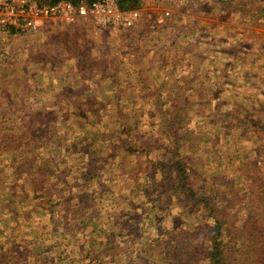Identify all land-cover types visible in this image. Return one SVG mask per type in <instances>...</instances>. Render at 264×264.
Listing matches in <instances>:
<instances>
[{"label": "rangeland", "instance_id": "1", "mask_svg": "<svg viewBox=\"0 0 264 264\" xmlns=\"http://www.w3.org/2000/svg\"><path fill=\"white\" fill-rule=\"evenodd\" d=\"M251 1L253 11L264 8L263 0ZM133 10L141 16L130 28H101L91 18L73 25L48 20L33 34L4 36L1 139L5 127L20 121L17 109L40 111L37 124L32 122L41 137L30 136L29 148L47 159L50 170L64 168L66 173L60 178L52 172L49 181L62 185L67 178L74 191L75 180L79 188L86 183L95 193L105 191L93 206L100 225L118 235L126 255L151 251L144 264H172L171 246L179 233L172 238L161 234L162 228L174 233L187 228L198 235L203 261L212 247L209 233L197 234L203 232V221L192 206L179 205L165 194L160 200L162 214L156 208L149 212L150 191L142 185L139 196L131 178L126 179V169L141 167L139 179L144 181L150 158L169 160L179 149L196 190L215 195L216 202L226 206L234 228L224 234L222 245L230 251L231 264H264V247L245 250L250 238L264 236V223L258 222L260 215L248 195L250 183L257 186L258 180L264 181L263 139H258L264 123V14L247 23L239 11H224L220 0H146ZM53 30L58 34H51ZM80 41L84 50L78 59L74 46ZM95 70L98 73L88 79ZM171 95L185 113L184 123L175 130L168 128ZM128 127L135 138L132 143L113 146L112 142L123 141ZM149 143L155 147L147 153ZM60 153L66 157L62 167L52 163ZM17 163L12 153L0 154V194L11 192L8 174ZM39 208L38 236H32L33 230L21 235L25 243L37 240L43 246L52 241L51 225L44 221L52 207ZM1 218L8 234L12 219L0 207ZM74 231L65 251L86 250V240L80 243Z\"/></svg>", "mask_w": 264, "mask_h": 264}, {"label": "trees", "instance_id": "2", "mask_svg": "<svg viewBox=\"0 0 264 264\" xmlns=\"http://www.w3.org/2000/svg\"><path fill=\"white\" fill-rule=\"evenodd\" d=\"M49 1L55 2L58 0ZM71 1L78 4L80 0ZM88 1L91 2L94 0ZM145 1L118 0L120 8L123 10L142 8ZM220 2L223 3L224 11L231 14L239 11L244 15L246 22L256 20L264 14V8L260 9L261 11L258 9L255 11L252 10L251 5L253 2L251 0H220ZM74 49L77 51L74 55L75 58L80 59V53L84 50L83 47L76 45ZM173 96H170L174 101L171 105V116L168 121V128L170 130H175L183 124L185 117V113L182 112L183 107L181 102H175L176 97ZM163 103L160 104L162 105ZM38 113L41 112L27 109L26 107L17 109V119L20 121H16V123L11 124L9 127H3L4 138L1 139L0 137V154L12 153L17 158L18 163L20 162L19 165L17 163L18 170H14L17 165H12L14 171L11 168L8 174L10 180H12L10 182L11 192L8 195H5V193L0 194V207L4 208L5 214L10 216L13 223L8 231L9 233L6 234L7 230L6 226H3V218L0 219V264L147 263V255H150L151 251H146L145 253L133 251L126 255L124 251L120 250L117 239L118 235L112 231L109 232L108 228H102L100 225L99 215H95L96 210L94 211L93 206H97V200L101 198V194L103 196L105 195V191L100 189V193H95L94 188L86 187L85 180L83 182L85 185L82 184L85 187L80 188L78 181L75 180V185L77 186L75 191L72 188L73 184L69 183L67 178L65 184H70L68 187L65 186L63 181L62 185L49 181L48 177L52 172H56L60 178H65L66 173L64 168L61 171L50 170L46 163L47 159L39 155L36 149L31 150L29 148L32 145V138L30 136L34 138L41 137L37 135L38 131H36L37 128L34 125V123L37 124L36 116ZM234 118H236V115H234ZM98 119L101 121L100 116H98ZM259 130L261 134H259L258 139H263L262 146L264 147V123L260 124ZM123 138L120 144L112 142L113 146H127L132 143L135 138H133L130 128L124 134ZM75 147H80V145H75ZM153 147L155 145L149 143L146 148L147 153H150L151 150L149 148ZM178 150L169 160L158 161L156 158H150V163L144 169L148 173L144 181L139 179V173L143 172L141 167L134 171L132 169H126V179L131 178L133 186L137 189V192H135L137 195L141 196L142 191L140 188L142 185H145L146 189L150 191L146 195V198L149 197V203L146 205V210L149 212L152 208H156L158 209L156 211L162 214L164 208L160 204V200L165 194L175 197L179 205L192 206L194 212L195 210L199 212L198 214L203 221L204 229L202 233L197 234L201 235L205 231L209 233V242L212 246H210L211 248L204 258L206 261L200 259L199 251L202 248L199 240L195 237L198 235H194L191 231L188 233L187 228H180L175 233L168 228H162L161 234L166 233L172 238L179 233L174 238V243L171 246L173 253L169 259L172 264H231L232 258L229 257L230 251H226L222 245L224 234L229 235L234 228L232 222L228 220V215L224 211L226 206L217 203V197L215 195L210 193L201 194L196 190L197 185L190 178V173L187 168V159L180 156ZM62 158L66 157L61 153L57 154L53 156L52 163L62 167ZM36 160L40 161L37 163ZM146 160H149V155H147ZM247 172L250 175L249 171ZM56 181L59 182L60 179L57 178ZM249 181L255 182L252 180ZM90 182L93 184L92 181ZM257 182V186H253L252 183L249 184L248 195L250 196V203L254 204L253 208L257 210L255 214L260 215L258 222L264 223V181L258 180ZM153 196L156 197V202L152 205L155 200ZM78 199H81V203ZM199 203L202 204L200 207L197 206ZM46 205L52 207L47 213L50 215L44 220L47 224L51 225L49 227L51 228L49 237L52 241L45 243L43 246H38L40 243L37 240L29 239V242L25 243L23 241L24 236L21 235L25 230H33L35 233L32 236H38L37 214L39 210L37 208ZM78 223L79 225L77 226ZM166 223L163 225H166ZM47 224L46 227L48 226ZM73 227H75V231L72 229ZM71 231H74V235L80 239V243L82 240H86V250L77 249L75 253L70 251V249L69 251H65L71 244V241H69ZM40 235L43 236L42 233ZM61 235H64L65 239L60 242L59 236ZM66 240L68 242L65 244ZM253 243H256V245ZM246 244L245 250L247 253L252 250H260L264 247V236L256 235V238H250ZM117 257H119V262L116 261Z\"/></svg>", "mask_w": 264, "mask_h": 264}, {"label": "built area", "instance_id": "3", "mask_svg": "<svg viewBox=\"0 0 264 264\" xmlns=\"http://www.w3.org/2000/svg\"><path fill=\"white\" fill-rule=\"evenodd\" d=\"M140 16L139 10L121 9L117 0H0V41L6 35L33 34L48 20L73 25L91 18L101 28H130Z\"/></svg>", "mask_w": 264, "mask_h": 264}, {"label": "crops", "instance_id": "4", "mask_svg": "<svg viewBox=\"0 0 264 264\" xmlns=\"http://www.w3.org/2000/svg\"><path fill=\"white\" fill-rule=\"evenodd\" d=\"M247 23H249V22H247ZM82 24H85V23L82 22ZM82 28H83V27H82ZM71 30H72V29H67V32L70 33ZM56 32H57V30H53L51 34H58V33H56ZM128 32H130V31H128ZM128 32H127V33H128ZM145 32H146V31H145ZM60 34H61V33H60ZM142 35H143V33H142ZM141 37H142V36H141ZM140 39H141V38H139V40H140ZM139 40H138V41H139ZM80 42H81V43H79V44H77V45H81V44H82V41H80ZM144 45H145V46L148 45V41H147V40L144 41ZM145 46H144V47H145ZM90 50H91V49H90ZM113 68H115V67H113ZM96 73H98V70H95V71H94V73H93V75H92L93 77H91V78H94V75H95ZM91 78H88V79H91Z\"/></svg>", "mask_w": 264, "mask_h": 264}]
</instances>
